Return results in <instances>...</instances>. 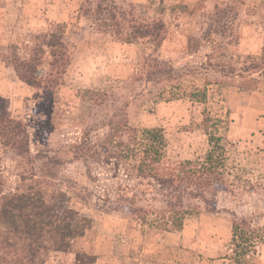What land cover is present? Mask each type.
I'll list each match as a JSON object with an SVG mask.
<instances>
[{
    "label": "rangeland",
    "instance_id": "1",
    "mask_svg": "<svg viewBox=\"0 0 264 264\" xmlns=\"http://www.w3.org/2000/svg\"><path fill=\"white\" fill-rule=\"evenodd\" d=\"M154 22L157 40L125 42ZM56 25L65 72L47 59L41 88L14 72L0 84L28 140L22 154L0 143V196L40 186L88 220L44 264L77 252L96 264H235L233 220L264 224V0H0V49L26 56L31 35ZM204 112L225 147L227 190L207 193V207L189 198L182 226L166 230L162 190L136 177L133 158L114 157L123 138L111 128H162L167 163L202 160ZM263 252L258 242L246 264H264Z\"/></svg>",
    "mask_w": 264,
    "mask_h": 264
},
{
    "label": "trees",
    "instance_id": "2",
    "mask_svg": "<svg viewBox=\"0 0 264 264\" xmlns=\"http://www.w3.org/2000/svg\"><path fill=\"white\" fill-rule=\"evenodd\" d=\"M55 29L31 35L26 56L8 49H0V63L11 66L26 85L41 88L44 84L41 66L50 59L52 70L64 73L70 63L69 53L60 25ZM160 22L144 23L132 30L125 42L148 38L157 40ZM264 59V58H263ZM205 94H202V99ZM212 122V123H211ZM203 128L208 135L209 149L200 160H185L169 164L165 161L167 141L162 128H136L127 122L113 126L110 136L123 139L113 149L114 157L133 158L136 177L152 180L162 190L165 207L159 210L169 224L166 230L179 229L190 213L189 198H200L207 203L206 194L226 191L224 172L225 147L221 136L212 133L211 116L203 113ZM20 119L9 112L5 99L0 96V143L22 154L28 140ZM207 207V206H206ZM210 212H213L210 209ZM88 220L70 207L61 193H48L44 188L29 187L0 196V264H44L51 252H69L73 241L83 235ZM246 219L232 222V251L235 264H246L249 253L264 242V224ZM73 264H96V256L77 252Z\"/></svg>",
    "mask_w": 264,
    "mask_h": 264
},
{
    "label": "crops",
    "instance_id": "3",
    "mask_svg": "<svg viewBox=\"0 0 264 264\" xmlns=\"http://www.w3.org/2000/svg\"><path fill=\"white\" fill-rule=\"evenodd\" d=\"M6 72H10V73L14 72V74H16L14 69L11 66H7L4 63H0V84H1L2 77L4 76V74ZM0 88H1V86H0ZM0 96L3 97V98L5 97L4 93H2V90H0ZM261 257H263V259H264V252L262 253Z\"/></svg>",
    "mask_w": 264,
    "mask_h": 264
}]
</instances>
